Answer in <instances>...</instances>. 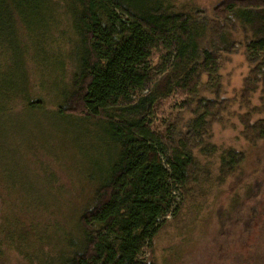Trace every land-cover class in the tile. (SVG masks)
<instances>
[{
  "label": "trees",
  "instance_id": "obj_1",
  "mask_svg": "<svg viewBox=\"0 0 264 264\" xmlns=\"http://www.w3.org/2000/svg\"><path fill=\"white\" fill-rule=\"evenodd\" d=\"M212 20L219 27L179 10L173 0H0V57L4 61L11 52L18 58L14 76L11 71L2 79L0 72V98L14 93L13 87L8 101L21 100L32 113H49L40 98L29 94L27 62H35L27 43L48 53L51 42L62 40L61 47L69 48L57 46V73L65 77L66 59L71 72L69 84L55 80L59 92L51 117L85 128V136L91 130L100 133L112 151L98 177L86 176L91 186L76 216L51 231L57 235L52 251L42 254L39 247L35 257L42 264H154V240L168 216H179L176 194L183 199L189 194L198 171L193 150L202 144L210 116L194 110L196 117L182 132L172 120L157 121L160 107L177 94L188 106L196 99L197 104L206 101L204 93L218 78L221 53L231 49V33L225 30L230 22L243 31L245 53L257 64L245 79L243 96L254 92L257 82L264 85V0H222ZM16 76L20 83H13ZM244 121L251 144L264 142V117ZM219 160L223 178L239 168L243 172L248 155L228 149ZM245 177L240 180L241 211H236V195L234 207L220 211L218 218L228 232H237L243 222L245 254L233 256L230 264H240L241 257L243 264H264V215L256 222L260 213L246 202L257 181L243 182Z\"/></svg>",
  "mask_w": 264,
  "mask_h": 264
},
{
  "label": "rangeland",
  "instance_id": "obj_2",
  "mask_svg": "<svg viewBox=\"0 0 264 264\" xmlns=\"http://www.w3.org/2000/svg\"><path fill=\"white\" fill-rule=\"evenodd\" d=\"M173 1L176 8L193 14L198 21L207 18L213 26L219 27L213 23L212 10L222 0ZM225 30L231 33V49L221 53L218 78L210 91L204 93L206 101L197 104L196 99L188 106L184 96L177 94L158 111V122L163 118L167 123L172 120L182 132L196 117L194 110L208 112L210 116L202 131L203 142L193 150L197 175H192L187 197L183 199L182 194H176V202L182 208L176 219L167 217L165 227L156 236L154 264H230L237 254H245L243 222L234 233L222 227L218 218L220 211L234 207V196L240 199L239 204L243 202L240 183L243 176H246L243 182L254 184L257 181L246 201L255 205L256 212L260 213L255 217L256 222H261L264 215V142L252 145L244 132L247 117L249 123L264 117V85L257 82L255 91L243 96L245 79L257 64L248 60L242 44L244 33L238 25L230 22ZM30 42L27 45L35 63L27 62L32 84L29 94L40 98L49 113L45 110L32 113L21 100L8 101L15 93L13 87L14 93L0 98V193H3L0 196L5 199L0 201V264H42L44 260L35 257L39 247L42 254L52 251L55 234L51 231L56 225H64L67 217L76 216V208L84 203V191L91 186L86 176L98 177L112 156L108 142L100 138V133L91 130L90 136H85V128L51 117L59 92L55 80L59 78L62 84H69L70 79L68 59L65 77L57 73L55 58L62 40L51 42L48 53ZM213 42L220 46L218 39ZM68 48L66 45L62 49ZM10 54L4 61L0 57L2 79L11 71L14 76L13 62L18 58ZM261 67L263 75L264 65ZM261 75L259 78L263 77ZM20 80L16 76L13 83ZM202 147L207 151L201 153ZM228 149L246 153L248 160L243 163V172L239 168L222 178L219 159ZM242 206L240 204L236 211H241ZM19 233L25 239L21 240ZM258 233V229L252 228V234L258 237ZM243 259L241 257L240 264Z\"/></svg>",
  "mask_w": 264,
  "mask_h": 264
}]
</instances>
